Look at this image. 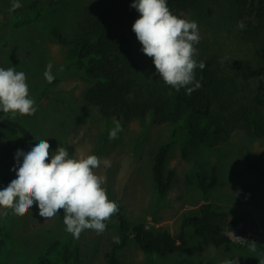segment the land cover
Instances as JSON below:
<instances>
[{"label": "rangeland", "instance_id": "rangeland-1", "mask_svg": "<svg viewBox=\"0 0 264 264\" xmlns=\"http://www.w3.org/2000/svg\"><path fill=\"white\" fill-rule=\"evenodd\" d=\"M32 1L39 2L36 9L10 12L13 0H0V67H12L26 75L29 95L34 98L37 111L34 115L17 114L15 119L30 129L34 145L47 139L50 153L62 145L68 148L70 156L95 154L101 160H110L111 167L101 164L96 171L106 177L103 186L108 198L121 204L131 223L142 222L146 227H162L177 234L182 215L208 201L231 217L249 218L258 232L256 241L215 248L203 244L189 228L184 250L166 255L146 253L129 240L123 248L114 251L119 263L223 264L225 259H230L242 264L247 258H259L256 264H264L261 252L264 174L252 167L256 162L264 172V142L235 130L221 145H195L188 140L184 122L159 125L150 115L141 121L120 122L123 131L117 139L109 140L115 120L101 117L96 107L84 101L83 92L90 79L75 69V50L60 45L52 34L56 28L63 35H72L80 9L91 0H20V3ZM184 16L198 24L201 39L194 45L197 51L205 42L213 41L215 47V40L224 42L215 32L212 18L202 21L189 14ZM27 19L32 20L13 29L14 23ZM228 43L225 40L224 45ZM49 64L54 75L51 83L44 76ZM165 143H169L165 170H172L174 178L166 194L159 196L151 163L157 148ZM18 149L27 152L21 137L0 129V189L15 179L13 168ZM212 166L216 167L218 180L203 195L198 177L208 181ZM63 214L61 209L54 217L43 218L35 203L24 216L0 208V230L8 234L0 264H39L40 257L55 264H108L107 254L113 250L114 238L119 237L114 216L106 222L102 234L86 229L77 238L66 231ZM52 243L56 247L45 255Z\"/></svg>", "mask_w": 264, "mask_h": 264}, {"label": "trees", "instance_id": "trees-1", "mask_svg": "<svg viewBox=\"0 0 264 264\" xmlns=\"http://www.w3.org/2000/svg\"><path fill=\"white\" fill-rule=\"evenodd\" d=\"M132 3L133 0H91L80 9L72 35L52 30L60 45L75 50V69L90 79L83 92L84 101L96 107L101 117L121 123L141 121L148 115L159 125L182 121L188 140L195 145H221L235 130L264 142V0H167L170 11L177 16L185 18L184 14H189L202 21L212 18L215 32L232 45H224L221 39L215 40L216 47L213 41L204 43L194 57L205 63L203 70H195L201 87L191 95L184 88L177 92L165 84L156 72L153 58L143 53L132 29L140 13ZM38 5V1H32L15 11L34 10ZM31 20L14 23L13 29ZM241 21L242 29L238 26ZM0 129L21 137L26 151L35 146L30 129L2 111ZM168 150L169 143L162 144L152 157V179L159 196L166 194L174 178L172 170H165ZM252 167L264 174L256 162ZM217 180L216 167L212 166L208 181L198 177L201 193L206 195ZM116 202L119 212L113 216L119 243L114 242L113 250L107 254L108 264H120L114 251L129 240L146 253H180L187 246L189 228L203 244L215 248L256 241L258 237L252 220L231 217L208 201L182 215L177 234L162 227H146L142 222L131 223ZM0 232L1 253L8 234ZM55 247L52 243L44 254ZM261 252L264 258V246ZM74 258L78 259L77 254ZM258 260L247 258L242 264H256ZM38 262L55 264L41 257Z\"/></svg>", "mask_w": 264, "mask_h": 264}, {"label": "clouds", "instance_id": "clouds-1", "mask_svg": "<svg viewBox=\"0 0 264 264\" xmlns=\"http://www.w3.org/2000/svg\"><path fill=\"white\" fill-rule=\"evenodd\" d=\"M22 6L20 0H13L9 11ZM131 6L140 13L132 29L143 53L153 58L156 72L165 84L177 92L184 88L191 95L201 87L195 70L205 68L204 61L197 62L194 58L198 55L194 45L201 39L197 22L173 14L167 0H133ZM238 26L242 29L244 23L241 21ZM44 76L49 83L54 80L51 64ZM0 111L11 114L12 118L17 114L34 115L37 111L23 71L0 67ZM113 123L109 140L117 139L123 131L118 120ZM50 149L48 140L41 139L30 151H16L17 164L13 168L16 178L0 189V208L24 216L35 203L43 218H52L62 209L66 231L73 236L78 238L86 229L102 234L106 222L119 212V205L108 198L103 186L106 177L96 171L101 164L111 167V161L101 160L95 154L70 156L68 148L62 145L51 153ZM114 242L119 243V237ZM223 264H238V261L225 259Z\"/></svg>", "mask_w": 264, "mask_h": 264}]
</instances>
